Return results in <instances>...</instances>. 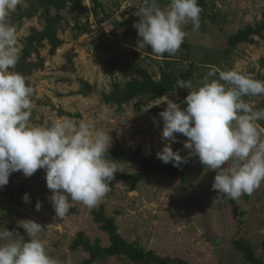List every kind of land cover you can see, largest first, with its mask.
Masks as SVG:
<instances>
[{
    "label": "rangeland",
    "instance_id": "374dc122",
    "mask_svg": "<svg viewBox=\"0 0 264 264\" xmlns=\"http://www.w3.org/2000/svg\"><path fill=\"white\" fill-rule=\"evenodd\" d=\"M206 2L199 29L193 31L189 22L183 27L187 35L180 50L174 55L165 53L162 56L154 54L148 46H141V38L133 27L140 20L135 13L143 0H84L82 9L69 5L59 13L64 17L58 31L64 45L56 55H51L48 45L39 49L31 61L42 60L43 68L24 76L33 89L30 122L50 125L63 117L76 121L87 119L95 129L109 133L112 138L109 150L120 144L125 151L140 149L150 160L174 165L163 163L156 155L165 142L161 138L163 120L153 110L165 109L166 104L154 106V103H160L166 96L143 97L119 107L106 104L103 95L110 94L115 84L125 90L126 84L134 79L131 71L137 68L147 69L157 81L161 80L163 71L175 72L178 88L167 97L183 107L187 106L183 101L188 90L182 87L185 80L181 75L189 71L193 84L203 79L209 65L221 70L236 69L264 80V36L254 37L253 43L241 44L235 51H229L227 44L229 37L238 31L264 21V0ZM168 3L169 0H159L161 8ZM44 9L40 0H21L7 17V22L18 30L21 50L33 31L44 30ZM56 14L52 11V15ZM82 81L93 90L85 94L83 91L87 90ZM244 99L257 109L264 108V95ZM258 123L264 136V120ZM177 139L179 142L173 143L172 148L179 150L187 162L175 167L187 175L186 182L181 176L153 175L140 182L135 191H131L129 181L119 182L95 207L73 202L71 207L75 212L58 217L42 206L36 210L38 202L52 195L46 184V174H41L43 182L34 184L26 193L30 197L29 205L7 204V196L0 188V230L7 228L12 232L14 237L10 239L23 236L28 240L30 237L18 227V221H35L43 227L38 238L45 241L52 257L60 264H84L89 255L74 247L80 233L92 244L99 241L103 247L110 245L108 235L93 221V211L104 206L106 215L115 219L128 243L154 251L162 258L181 259L189 264H252L235 249L233 242L249 245L261 256L264 183L251 195L244 194L235 200L242 215L234 218L232 207L219 206L212 190L216 172L207 170L198 157H190L183 148L187 137L177 134ZM116 162L119 163L116 175L140 171L138 165ZM28 178L22 171L14 172L9 184L18 190ZM7 206L16 208L21 215L10 216ZM96 264L133 263L125 258H110Z\"/></svg>",
    "mask_w": 264,
    "mask_h": 264
},
{
    "label": "clouds",
    "instance_id": "9594fccd",
    "mask_svg": "<svg viewBox=\"0 0 264 264\" xmlns=\"http://www.w3.org/2000/svg\"><path fill=\"white\" fill-rule=\"evenodd\" d=\"M21 0H0V188L8 185L14 172L33 176L45 170L49 197L58 217L65 216L73 202L95 207L109 190L119 163L109 158L112 138L95 129L87 119L63 117L50 125H34L33 89L26 78L14 71L20 57L16 26L7 22ZM202 8L198 0H169L161 8L159 0H143L133 27L156 55L176 54L183 44L189 22L193 31L200 27ZM196 84L185 81L188 95L183 107L167 96L160 103L163 120L161 138L165 142L157 158L179 166L186 163L172 144L177 134L187 137L183 148L198 157L207 170L215 171L212 190L233 200L251 195L264 183V136L259 121L264 108L257 109L245 97L264 95V80L236 69L221 70L209 65ZM227 164V167H223ZM219 195V196H220ZM24 202L30 197L25 194ZM216 199L213 203H215ZM40 210V203L36 205ZM30 237H14L7 228L0 230V264H60L52 257L45 241L38 238L42 226L32 220L18 221Z\"/></svg>",
    "mask_w": 264,
    "mask_h": 264
},
{
    "label": "trees",
    "instance_id": "16d2710c",
    "mask_svg": "<svg viewBox=\"0 0 264 264\" xmlns=\"http://www.w3.org/2000/svg\"><path fill=\"white\" fill-rule=\"evenodd\" d=\"M83 1L84 0H40V4L45 8L43 19L45 20L46 26L43 31H33L27 38L25 45L20 52L19 61L13 70L23 76H29L33 74L35 70L43 68L44 62L39 60L37 63H34L31 61L32 56L37 54L39 49L47 45L50 47L51 55H56L57 50L64 45V41L60 39L58 34L64 17L59 13L65 11L69 5L74 9H82ZM92 1L97 2V0ZM206 1L207 0H198L199 6L202 8L200 21L203 19V15L206 12ZM52 11L57 12V14L52 15ZM263 36L264 21L253 26H247L238 31L235 35L229 37L227 43L228 50L235 51L239 45L253 43L254 37ZM190 75L191 72L189 71L188 73L182 74L181 78L188 81ZM130 76L134 77V79L126 84L125 90H122L118 84H115L113 86L114 89L110 94L103 95L106 104L122 107L143 97L162 98L168 96L174 93L178 88V76L173 71H163L161 73L160 81L155 80L150 72L144 68H137L131 71ZM83 84L87 90L83 91L85 94L93 90L92 86L88 83L83 82ZM136 108L140 110L139 105H137ZM163 110L164 109H154L153 112L159 115ZM109 158L114 161H122L140 167V171L135 174L115 175V178L109 185V189L114 188L119 182L129 181L131 191H135L140 182L149 179L153 175H165L172 178L181 176L186 182L187 175L184 172L178 170L174 165L159 164L144 157L140 149L135 150L131 148L125 151L120 144H116L114 149L109 150ZM223 167H227V164ZM41 174H46L44 169H38L37 174L29 177L18 190L14 189L9 183L4 186L2 190L3 195L7 196V204H14L16 206L29 205L30 202H24L23 197L34 184L43 182L40 179ZM213 192L219 206L225 209L229 208L228 205L232 207V215L234 218L242 215L235 200L229 199L223 194L220 195L218 191L213 190ZM39 203L40 206L50 210L52 214L57 215L49 199L40 201ZM6 209L10 216L14 217L21 215V213L14 207L7 206ZM74 212V208L71 207L67 215L70 216ZM93 216V221L108 235L110 245L108 247H103L99 241L92 244L91 241L86 238L84 233H80L74 241V247L83 249L89 255L88 259L84 261V264L103 263L110 258H125L133 264H189L181 259L162 258L154 251H146L138 245L128 243L122 237L115 219L109 218L106 215V209L104 206H100L98 210L93 211ZM233 243L235 249L245 255L247 261L252 264H264V242L262 243L261 256H258L249 245L236 240Z\"/></svg>",
    "mask_w": 264,
    "mask_h": 264
}]
</instances>
